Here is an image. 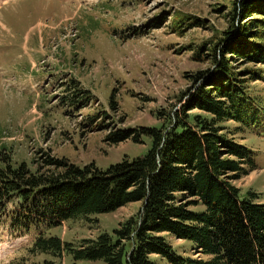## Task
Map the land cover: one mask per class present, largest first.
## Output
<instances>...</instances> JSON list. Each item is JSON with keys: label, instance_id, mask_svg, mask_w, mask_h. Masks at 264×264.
Masks as SVG:
<instances>
[{"label": "rangeland", "instance_id": "obj_1", "mask_svg": "<svg viewBox=\"0 0 264 264\" xmlns=\"http://www.w3.org/2000/svg\"><path fill=\"white\" fill-rule=\"evenodd\" d=\"M234 1L0 0V155L34 170L45 152L102 169L126 157H144L151 148L148 138L144 144L127 140L114 145L107 141L110 129L171 127L176 114L183 115L192 76L215 69L212 60L196 58L199 48L236 31L242 21L230 22ZM179 19L183 26H175ZM196 19L205 24L192 26ZM245 78L259 119L244 129L234 121L223 125L254 159L235 185L243 196L253 193L264 203V81ZM75 86L90 99L79 110L65 99L73 97ZM104 113L105 129L84 124L88 115ZM16 202L0 210V264H71V256L30 252L37 231L13 230ZM140 208L141 203H132L94 215L92 221L70 219L43 230L77 246L83 239L113 234ZM169 239L179 252L192 255L189 243Z\"/></svg>", "mask_w": 264, "mask_h": 264}, {"label": "trees", "instance_id": "obj_2", "mask_svg": "<svg viewBox=\"0 0 264 264\" xmlns=\"http://www.w3.org/2000/svg\"><path fill=\"white\" fill-rule=\"evenodd\" d=\"M231 4L232 26L238 17L242 21L236 31L199 48L196 58L212 60L215 69L192 76L183 115L176 114L171 127L110 129L107 141L114 145L144 144L148 138L151 148L144 157H126L102 169L45 152L34 170L0 155V210L18 200L12 228L36 229L32 254L71 256V264H264V203L253 193L243 196L235 185L254 166L252 152L223 125L234 121L244 129L259 119L245 77L264 81V0ZM174 23L183 26L180 19ZM75 90L65 99L76 110L85 108L90 99ZM193 110L201 113H189ZM107 117L88 115L84 124L105 129ZM132 203H141L140 210L113 234L83 239L77 246L43 230L70 219L92 221ZM169 237L189 243L192 255L179 252Z\"/></svg>", "mask_w": 264, "mask_h": 264}]
</instances>
